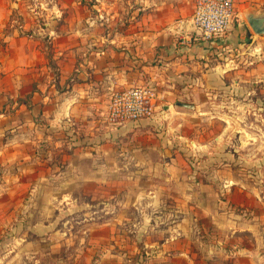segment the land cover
<instances>
[{
  "label": "rangeland",
  "instance_id": "obj_1",
  "mask_svg": "<svg viewBox=\"0 0 264 264\" xmlns=\"http://www.w3.org/2000/svg\"><path fill=\"white\" fill-rule=\"evenodd\" d=\"M263 14L264 5L236 17L246 44L219 55L231 54L228 82L250 96L235 95L229 108L217 97L221 106L202 116L181 106L187 117L172 123L162 151L180 155L187 176H148L147 162L138 174L130 141L128 160L75 159L83 146L66 143L67 128L45 130L26 156L11 147L0 158V264H264V35L248 24ZM201 167L214 177H196ZM164 238L188 257L154 256L150 245Z\"/></svg>",
  "mask_w": 264,
  "mask_h": 264
},
{
  "label": "crops",
  "instance_id": "obj_2",
  "mask_svg": "<svg viewBox=\"0 0 264 264\" xmlns=\"http://www.w3.org/2000/svg\"><path fill=\"white\" fill-rule=\"evenodd\" d=\"M263 5L235 0V18ZM192 13L190 0H0V158L9 157L14 145L19 148L12 154L26 156L27 144L41 143L45 130L67 128L66 143L83 146L75 159L121 161L130 141L138 147L129 153L138 174L147 162L148 176H187L180 155L162 151L171 142L172 123L187 117L181 106L196 116L213 114L221 106L215 98L224 96L229 108L235 95L251 93L228 82L231 54L219 57L229 45L244 46L247 30L239 22L221 38L181 44V36L192 34ZM139 84L156 89L151 118L108 124L111 93ZM17 134L20 139L10 141ZM146 148L154 152L140 151ZM176 161L179 171L172 169ZM205 161L211 166L215 160ZM213 171L201 167L194 174L214 177ZM166 240L150 245L154 256L188 257L187 251L171 253Z\"/></svg>",
  "mask_w": 264,
  "mask_h": 264
},
{
  "label": "built area",
  "instance_id": "obj_3",
  "mask_svg": "<svg viewBox=\"0 0 264 264\" xmlns=\"http://www.w3.org/2000/svg\"><path fill=\"white\" fill-rule=\"evenodd\" d=\"M193 13L187 21L192 36L180 37L181 44L194 39L208 42L223 37L235 19V0H190ZM158 96L154 86L139 84L113 91L106 107L105 120L110 125H121L151 118Z\"/></svg>",
  "mask_w": 264,
  "mask_h": 264
},
{
  "label": "water",
  "instance_id": "obj_4",
  "mask_svg": "<svg viewBox=\"0 0 264 264\" xmlns=\"http://www.w3.org/2000/svg\"><path fill=\"white\" fill-rule=\"evenodd\" d=\"M248 24L256 35H264V14L258 16H249Z\"/></svg>",
  "mask_w": 264,
  "mask_h": 264
}]
</instances>
